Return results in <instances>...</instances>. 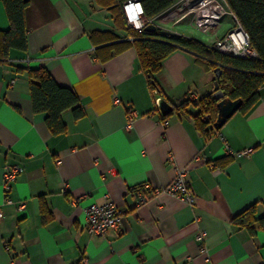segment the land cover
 <instances>
[{
  "label": "crops",
  "instance_id": "0c3cea01",
  "mask_svg": "<svg viewBox=\"0 0 264 264\" xmlns=\"http://www.w3.org/2000/svg\"><path fill=\"white\" fill-rule=\"evenodd\" d=\"M25 18L26 50L0 59V204L5 166L22 169L9 192L14 205H3L0 264H264V230L231 221L254 203L264 214V85L248 112L204 135L192 101L173 110L214 89V72L194 53L179 48L163 61L158 93L132 37L98 0H29ZM9 26L0 0V30ZM175 26L166 29L193 37ZM40 66L75 91L85 112L74 119L64 111L62 134L32 109L26 70ZM161 98L173 106L167 114ZM178 169L187 171L194 204L166 192L138 204L139 187L151 195ZM108 201L122 219L103 236L90 234L84 208ZM200 230L206 252L195 240Z\"/></svg>",
  "mask_w": 264,
  "mask_h": 264
},
{
  "label": "trees",
  "instance_id": "16d2710c",
  "mask_svg": "<svg viewBox=\"0 0 264 264\" xmlns=\"http://www.w3.org/2000/svg\"><path fill=\"white\" fill-rule=\"evenodd\" d=\"M126 0H98L110 10L116 26L127 30L132 37V45L140 61L141 69L146 74L151 89L162 93L155 74L162 69L163 61L177 49H185L194 53L197 60L206 69L214 72L219 88L224 96L241 99L238 112H248L260 98V88L264 85V0H224L227 8L235 16V21L248 34L249 46L254 55L241 56L207 49V44L200 40L178 33L165 31L157 26L154 30H140L127 25L122 4ZM175 0H140L144 16L153 19L165 12ZM10 26L0 30V59L7 58L10 49L26 50V18L25 13L29 0H2ZM116 35L111 34V38ZM29 90L32 109L35 113H45V122L52 134L58 135L66 131L62 114L70 109L74 119L84 116V109L79 104L75 91L59 85L50 71L43 67L28 68ZM219 73V77L216 74ZM211 93L195 100L185 99L174 106L179 111L186 104L199 108L195 114L196 127L204 135L217 131L213 126L217 116L218 100ZM167 115H162L165 118ZM210 126V129H207ZM257 203L250 205L232 217V223L249 228L252 232L257 224L264 230V214L256 216Z\"/></svg>",
  "mask_w": 264,
  "mask_h": 264
},
{
  "label": "built area",
  "instance_id": "2783aa9c",
  "mask_svg": "<svg viewBox=\"0 0 264 264\" xmlns=\"http://www.w3.org/2000/svg\"><path fill=\"white\" fill-rule=\"evenodd\" d=\"M123 12L127 24L135 29H142L147 23H155L158 27L165 31L166 25L171 22H180L187 19L193 26L204 31L209 32L211 29L216 30L222 24V18L230 13L235 16L227 8L224 0H175L173 4L162 14L153 18L147 19L144 16L143 7L140 0H126L122 4ZM249 37L247 32L239 25L226 32L224 35L217 37L213 43L207 44V49L217 50L227 54H238L241 56L254 55V51L249 46ZM188 99H197L195 94H190ZM135 113L129 112L127 114L126 128L129 129L131 120ZM251 149H244L238 154L249 153ZM21 167L18 164H8L4 168L3 173V192L4 202L0 204V219L3 218V205H14L13 200L9 196L12 183L17 179L21 172ZM186 169H178L174 179L165 187L152 188V194L144 193V186L136 190L138 196V204L145 203L152 195L166 192L174 195L189 205L194 204L196 195L193 188L189 185L186 178ZM24 202L19 203V207H24ZM85 211V228L93 235L103 236L110 229L116 228L122 219L121 209L112 201L105 203H91L84 208ZM206 231L200 230L196 233L195 240L200 243V250L206 252ZM208 258V257H207Z\"/></svg>",
  "mask_w": 264,
  "mask_h": 264
},
{
  "label": "water",
  "instance_id": "95a60500",
  "mask_svg": "<svg viewBox=\"0 0 264 264\" xmlns=\"http://www.w3.org/2000/svg\"><path fill=\"white\" fill-rule=\"evenodd\" d=\"M157 28L155 23H147L144 26L145 30H154ZM216 77H219V73L216 74ZM213 96L218 100L217 102V116L214 121V127L220 129L222 125L238 111L242 100L241 99H231L227 96H224L222 90L219 88L218 80L214 81V93ZM158 105L163 114H167L172 111L173 106L165 99L161 98L158 100Z\"/></svg>",
  "mask_w": 264,
  "mask_h": 264
},
{
  "label": "rangeland",
  "instance_id": "374dc122",
  "mask_svg": "<svg viewBox=\"0 0 264 264\" xmlns=\"http://www.w3.org/2000/svg\"><path fill=\"white\" fill-rule=\"evenodd\" d=\"M184 23L180 22H171V25H177V30L181 32L182 34L197 37L202 39L203 41L208 42L207 44H211L214 42V40L222 36L224 32H228V30H232L237 26V23L235 21V18L230 14H226L222 18V24L221 26L216 30V28L211 29L209 32H204L195 26H193L187 19L183 20Z\"/></svg>",
  "mask_w": 264,
  "mask_h": 264
}]
</instances>
